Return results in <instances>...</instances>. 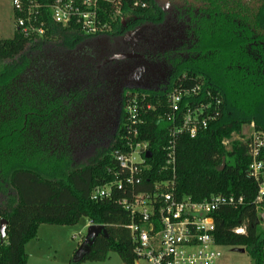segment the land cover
I'll return each instance as SVG.
<instances>
[{"label": "trees", "instance_id": "1", "mask_svg": "<svg viewBox=\"0 0 264 264\" xmlns=\"http://www.w3.org/2000/svg\"><path fill=\"white\" fill-rule=\"evenodd\" d=\"M131 1L122 17L111 22L104 16L110 31L90 36L78 24L54 23L48 12L52 0H23L39 6L44 36L25 37L14 29L11 38L0 40V220L7 222L0 264H27L24 246L40 225L73 226L81 218L103 226L107 234L96 239L83 261H104L114 252L123 264H133L126 229L131 216L117 205L127 195L113 191L110 199L91 200L95 187L116 178L113 154L126 149L133 129L134 142L146 143L152 155L143 173L145 184L134 191L150 192L153 182L173 181L178 199H241L236 208L212 214L213 241L218 247L244 249L253 264H263L258 213L264 205L257 210L254 204L257 185L249 174L247 143L233 140L228 148L222 142L242 137V128L251 123L264 135V79L239 70L232 36L223 43L217 29L202 19L193 22L197 19L188 14L176 17L182 44L161 48L158 35L161 29L171 33V12H163L155 0H142L145 8H131ZM210 30L215 34L208 39ZM122 53L143 59L102 65ZM195 86L201 94L189 108L205 100V91L221 104L217 118L191 138L178 132L186 106L173 129L167 99L174 90ZM132 100L139 122L130 128L126 107ZM171 141L174 172L165 168ZM238 228L244 234H235Z\"/></svg>", "mask_w": 264, "mask_h": 264}, {"label": "built area", "instance_id": "2", "mask_svg": "<svg viewBox=\"0 0 264 264\" xmlns=\"http://www.w3.org/2000/svg\"><path fill=\"white\" fill-rule=\"evenodd\" d=\"M129 0H52L48 12L54 23L63 27L71 23L78 24L81 30L90 36L110 31L107 15L113 22L122 17L123 8ZM131 8H145L142 0H132ZM15 29L25 37H42L45 34L43 23L38 20L39 6L23 0H12ZM109 9V10H108ZM201 94L199 86L190 89L174 90L168 95L167 103L171 111L168 120L175 129L176 115L182 113L178 132H185L191 138L205 129L218 116L221 104L219 98L210 91L202 94L203 99L189 108V102ZM150 106H147L149 109ZM130 128L139 122V113L135 100L126 107ZM247 133L237 140L246 142L251 158L249 174L257 185L254 204L257 210L264 205V135L255 132L254 124L248 125ZM173 132V131H172ZM126 137V149L116 151L113 158L117 163L116 178L107 184L95 187L91 200L98 202L110 199L113 191L123 192L127 196L117 201V205L127 211L131 222L126 226L132 244L133 264H214L220 257L218 246L213 241L215 223L212 217L222 207L236 208L242 200L220 195L212 196L201 202L190 198L178 199L174 195V182H153L150 192H135L137 186L145 184L144 170L148 169L145 154L148 146L144 142H134L136 130L129 131ZM174 136V133H171ZM231 137V138H232ZM228 146V140L222 142ZM166 150V167L174 172L175 144L169 143ZM235 234H244V228H238Z\"/></svg>", "mask_w": 264, "mask_h": 264}, {"label": "flooded vegetation", "instance_id": "3", "mask_svg": "<svg viewBox=\"0 0 264 264\" xmlns=\"http://www.w3.org/2000/svg\"><path fill=\"white\" fill-rule=\"evenodd\" d=\"M155 3L173 17L171 33L161 29L158 35L161 48L182 44L183 32L176 17L188 14L197 19L193 22L202 19L206 26L217 29L223 43L232 36L234 42L230 47L238 51L239 70L264 79V0H155ZM211 30L207 32L208 39L215 34ZM243 64L247 67L242 68Z\"/></svg>", "mask_w": 264, "mask_h": 264}, {"label": "rangeland", "instance_id": "4", "mask_svg": "<svg viewBox=\"0 0 264 264\" xmlns=\"http://www.w3.org/2000/svg\"><path fill=\"white\" fill-rule=\"evenodd\" d=\"M15 29L14 13L12 9V0H0V40L12 37ZM248 126L242 128V133L248 131ZM237 140L232 137L228 140L230 143ZM229 148V145L227 146ZM85 160L77 161V165L84 164ZM233 164V160L229 159ZM260 228L264 230V211H259ZM88 221L81 218L73 226L58 225H40L36 236L24 246L27 254V264H70L79 246L82 244L87 228ZM220 257L214 264H253L247 253H233L231 249L218 247L216 249ZM80 264H123L118 255L110 252L104 261L91 262L83 261ZM264 264V260H263Z\"/></svg>", "mask_w": 264, "mask_h": 264}, {"label": "water", "instance_id": "5", "mask_svg": "<svg viewBox=\"0 0 264 264\" xmlns=\"http://www.w3.org/2000/svg\"><path fill=\"white\" fill-rule=\"evenodd\" d=\"M137 58H142V56L134 54V53H122V54H117L114 55L113 57L105 60L102 65L113 62V61H124V60H129V59H137ZM151 153L147 152L145 154L146 159L151 158ZM225 165V159H222V164L220 167V170H223ZM6 227H7V222L5 220H0V242H2L6 238ZM100 236H104L107 238L106 231L103 226L100 225H90L87 228L86 236L82 242V244L79 246L77 251L74 254L72 263L73 264H80L84 257L89 254L91 247L93 246L94 242L96 239ZM233 253L237 254H244L245 250L241 248H235L231 250Z\"/></svg>", "mask_w": 264, "mask_h": 264}, {"label": "crops", "instance_id": "6", "mask_svg": "<svg viewBox=\"0 0 264 264\" xmlns=\"http://www.w3.org/2000/svg\"><path fill=\"white\" fill-rule=\"evenodd\" d=\"M87 225L90 226L91 224L88 222Z\"/></svg>", "mask_w": 264, "mask_h": 264}]
</instances>
